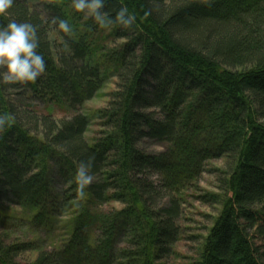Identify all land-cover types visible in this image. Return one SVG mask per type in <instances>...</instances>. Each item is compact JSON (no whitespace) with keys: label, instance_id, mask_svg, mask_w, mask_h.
<instances>
[{"label":"trees","instance_id":"1","mask_svg":"<svg viewBox=\"0 0 264 264\" xmlns=\"http://www.w3.org/2000/svg\"><path fill=\"white\" fill-rule=\"evenodd\" d=\"M121 8L131 27L101 28L73 0H13L0 16L36 26L46 60L35 82H0V196L46 236L72 213L50 249L0 228V264H166L183 197L200 191L212 160L218 193L198 199L221 209L191 264H264V0H104L102 11ZM110 78L102 128L88 138L82 109ZM50 105L71 115L41 111ZM81 162L93 177L83 197ZM112 202L122 207L102 208ZM17 216L0 210V226Z\"/></svg>","mask_w":264,"mask_h":264},{"label":"rangeland","instance_id":"2","mask_svg":"<svg viewBox=\"0 0 264 264\" xmlns=\"http://www.w3.org/2000/svg\"><path fill=\"white\" fill-rule=\"evenodd\" d=\"M109 47H113L111 40L109 39ZM109 84L105 86V88L98 94L96 98L87 102L82 109L84 114H87L89 118H91V126L88 132V138H94L98 134L99 130L102 128L100 126V120L96 118V112L105 108L107 102L109 100V94L114 90L113 79H109ZM42 107H38V111ZM43 113H53L56 118H62L66 116H70L66 109L62 108L58 105H50L48 109H41ZM264 123V122H263ZM144 147L148 148L149 152H162L163 148L160 145L154 144L153 142H144ZM222 165V161H209L208 170L202 176V180L199 182V192L191 193L188 191L186 196H184V205H183V215L180 220V226L182 229V235L178 241V243L174 246V254L169 259L166 264H191L198 258L199 250L209 233V229L212 227L214 218L219 214L221 206H211L206 205L202 201L198 199L199 196L206 193H218V177L213 173H210V170L214 168L218 169ZM7 195V194H6ZM0 196V210L4 214H9L11 216L18 215L12 221L9 219H4L1 221L0 228H5L11 232V235L16 240L19 239H27L28 241L34 240V238L39 241L40 246L43 248H54L58 246L62 239L65 238L67 234L66 225L70 219V213L66 211L63 216L57 218V222H59V229L55 230L51 235L46 236L42 233V228L31 229L29 226H26L20 220H23L25 217L23 214V207L16 203V199L11 197L10 195ZM49 198V196H47ZM43 200V198H42ZM43 202V201H42ZM44 203V202H43ZM122 206L117 203H110L104 205L103 209L116 208L119 209ZM72 214V213H71ZM31 257V255H29ZM26 256L24 258H29Z\"/></svg>","mask_w":264,"mask_h":264},{"label":"clouds","instance_id":"3","mask_svg":"<svg viewBox=\"0 0 264 264\" xmlns=\"http://www.w3.org/2000/svg\"><path fill=\"white\" fill-rule=\"evenodd\" d=\"M12 4L13 0H0V16L6 15ZM73 6L78 12L87 10L101 28H108L113 23L131 27L135 20L126 8H121L115 17L107 16L102 11L104 0H73ZM58 28L64 33L72 31L64 19L58 21ZM38 47L37 28L33 24L11 21L6 26H0V69H3L0 71V82L10 84L35 82L46 71V60L37 51ZM6 120V116H0V126H3ZM90 167V163L81 162L76 172L75 179L81 197L84 195L85 187L93 180L89 174Z\"/></svg>","mask_w":264,"mask_h":264}]
</instances>
